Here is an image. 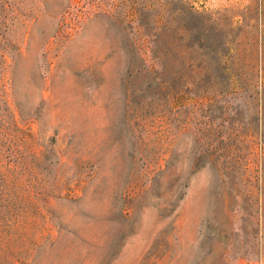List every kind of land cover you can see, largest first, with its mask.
<instances>
[{
  "label": "rangeland",
  "instance_id": "obj_1",
  "mask_svg": "<svg viewBox=\"0 0 264 264\" xmlns=\"http://www.w3.org/2000/svg\"><path fill=\"white\" fill-rule=\"evenodd\" d=\"M7 1L52 191L18 264H264V0Z\"/></svg>",
  "mask_w": 264,
  "mask_h": 264
},
{
  "label": "trees",
  "instance_id": "obj_2",
  "mask_svg": "<svg viewBox=\"0 0 264 264\" xmlns=\"http://www.w3.org/2000/svg\"><path fill=\"white\" fill-rule=\"evenodd\" d=\"M8 2L0 0V19L5 12H12L15 20L18 10L20 20L21 5L12 3L8 8ZM14 25L8 22L3 28L0 22V264H18L30 255L22 253L20 243L37 242V235L45 228L40 219L43 206L52 192L46 190L39 175L35 132L23 126L24 120L10 103V60L22 47V36Z\"/></svg>",
  "mask_w": 264,
  "mask_h": 264
}]
</instances>
